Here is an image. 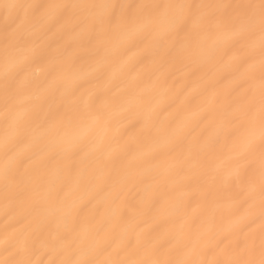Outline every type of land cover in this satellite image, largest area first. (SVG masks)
Returning a JSON list of instances; mask_svg holds the SVG:
<instances>
[{
    "label": "bare ground",
    "instance_id": "obj_1",
    "mask_svg": "<svg viewBox=\"0 0 264 264\" xmlns=\"http://www.w3.org/2000/svg\"><path fill=\"white\" fill-rule=\"evenodd\" d=\"M260 2L0 0V264L264 261Z\"/></svg>",
    "mask_w": 264,
    "mask_h": 264
},
{
    "label": "snow or ice",
    "instance_id": "obj_2",
    "mask_svg": "<svg viewBox=\"0 0 264 264\" xmlns=\"http://www.w3.org/2000/svg\"><path fill=\"white\" fill-rule=\"evenodd\" d=\"M113 9L116 8L115 5H111ZM155 7H159L158 5ZM192 7V6H188ZM260 9H261V30H262V39H264V0H261L260 2ZM132 9L129 7V12L131 13ZM124 16L121 14L120 19H123ZM262 90H264V80H262ZM261 113H262V119H264V98H262V105H261ZM261 264H264V261H261Z\"/></svg>",
    "mask_w": 264,
    "mask_h": 264
}]
</instances>
